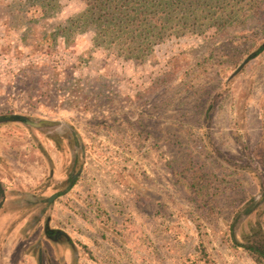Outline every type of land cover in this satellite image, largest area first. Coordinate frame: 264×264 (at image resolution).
I'll list each match as a JSON object with an SVG mask.
<instances>
[{
    "label": "rangeland",
    "instance_id": "obj_1",
    "mask_svg": "<svg viewBox=\"0 0 264 264\" xmlns=\"http://www.w3.org/2000/svg\"><path fill=\"white\" fill-rule=\"evenodd\" d=\"M258 1L242 18L241 0H207L203 20L192 11L126 61L81 24L90 0H0V117L53 127L0 123V183L35 192L77 157L50 209L64 237L56 255L40 243L41 264H189L200 245L214 264H257L227 235L264 189V51L241 66L264 43ZM50 2L47 21L30 20ZM23 223L15 208L0 213V264H38L39 235Z\"/></svg>",
    "mask_w": 264,
    "mask_h": 264
},
{
    "label": "trees",
    "instance_id": "obj_2",
    "mask_svg": "<svg viewBox=\"0 0 264 264\" xmlns=\"http://www.w3.org/2000/svg\"><path fill=\"white\" fill-rule=\"evenodd\" d=\"M59 0H57L58 2ZM207 0H90L86 11L79 16L81 24L91 25L96 31L98 38L104 40L111 46H116L119 56L125 57L126 61L142 59L145 55V44L151 47L157 45L165 38L167 27L176 22L177 25H187L189 14L192 11L194 15L190 17L192 22L198 23L203 20L199 17V10ZM215 4L227 2V0H214ZM238 0H231L235 2ZM258 0H241L244 11L240 17L246 18L253 14L260 4ZM163 2V3H162ZM253 3V4H251ZM47 9H43L41 5L31 6L29 15L30 20L35 21L39 16L43 21H47L48 14L54 11L55 5L50 2L46 5ZM195 7V9H194ZM193 9V10H191ZM24 18V17H22ZM22 18H19L20 21ZM242 18H240L242 20ZM23 22V21H21ZM226 24L228 21H223ZM239 22V18L237 20ZM41 38V37H40ZM51 42V38L41 39L38 43ZM264 51V43L258 49L247 56L241 64H246L249 60L255 58L258 54ZM150 54V52H149ZM240 66L237 68V70ZM237 70L235 72H237ZM235 72L233 74H235ZM231 74L227 81H229ZM214 101L208 104L205 112V117L209 118L210 111L214 105ZM227 239L230 240L233 247H242L233 241L232 227L228 226ZM244 248V247H243ZM254 258V257H253ZM256 263H259L254 258ZM189 264H214L207 250L200 245L196 249L192 259L188 260Z\"/></svg>",
    "mask_w": 264,
    "mask_h": 264
},
{
    "label": "flooded vegetation",
    "instance_id": "obj_3",
    "mask_svg": "<svg viewBox=\"0 0 264 264\" xmlns=\"http://www.w3.org/2000/svg\"><path fill=\"white\" fill-rule=\"evenodd\" d=\"M16 117H22L13 115ZM4 122H15L25 127L32 128L38 131H45L52 129V123L36 121L29 119L28 122L22 120L8 119ZM0 122V123H4ZM59 138L61 135H57ZM64 136V135H62ZM66 139L67 137L64 136ZM76 147V146H75ZM73 151L70 152V166L67 168L65 175L62 179L54 177L52 170L47 176L46 186L35 192H16L13 189H5L0 183L3 191V196H0V213L6 209H16L21 217L23 223V230H28L29 233H38V237L33 241V245L29 247L31 256H36L38 264H41L42 250L40 243L45 242L47 246L57 253V240L62 239L64 236L55 229L49 228L50 209L56 203L57 198L60 197L65 191L73 186L78 173L76 171L77 157ZM62 190V192H61ZM264 211V189L257 197H253L248 201L243 208L233 217L230 226L232 227L233 241L242 247L241 250L245 251L249 257H254L258 260L257 264H264V222L261 221ZM264 220V217H263ZM28 234V233H27ZM31 238V236H30ZM32 242V241H31ZM244 247V248H243ZM72 247L70 246V250ZM36 252H33L35 251Z\"/></svg>",
    "mask_w": 264,
    "mask_h": 264
},
{
    "label": "water",
    "instance_id": "obj_4",
    "mask_svg": "<svg viewBox=\"0 0 264 264\" xmlns=\"http://www.w3.org/2000/svg\"><path fill=\"white\" fill-rule=\"evenodd\" d=\"M8 119H12V120H22V121H26L28 122L29 119L27 117H16V116H9V117H0V122H4V121H7ZM0 196L2 197L3 196V191L1 189V186H0ZM1 204V203H0Z\"/></svg>",
    "mask_w": 264,
    "mask_h": 264
},
{
    "label": "crops",
    "instance_id": "obj_5",
    "mask_svg": "<svg viewBox=\"0 0 264 264\" xmlns=\"http://www.w3.org/2000/svg\"><path fill=\"white\" fill-rule=\"evenodd\" d=\"M57 199H60V197H58Z\"/></svg>",
    "mask_w": 264,
    "mask_h": 264
}]
</instances>
